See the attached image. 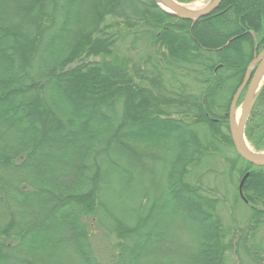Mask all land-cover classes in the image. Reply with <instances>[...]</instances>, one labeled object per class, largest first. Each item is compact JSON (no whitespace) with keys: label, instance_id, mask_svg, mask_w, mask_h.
<instances>
[{"label":"trees","instance_id":"trees-1","mask_svg":"<svg viewBox=\"0 0 264 264\" xmlns=\"http://www.w3.org/2000/svg\"><path fill=\"white\" fill-rule=\"evenodd\" d=\"M263 48L264 0L194 23L155 0H0V264H264V167L228 124ZM244 133L264 151V79Z\"/></svg>","mask_w":264,"mask_h":264},{"label":"water","instance_id":"water-1","mask_svg":"<svg viewBox=\"0 0 264 264\" xmlns=\"http://www.w3.org/2000/svg\"><path fill=\"white\" fill-rule=\"evenodd\" d=\"M155 1L166 12L175 14L179 18L188 20L192 23L216 11L222 2V0H208L207 4L203 8L198 9V7H191L193 2L183 4L177 2L176 0ZM263 79L264 48L259 52V54L255 56V58L248 65L245 77L232 97L228 113L229 133L236 153L246 162L258 167H264V151L256 152L247 145L248 143L245 137L244 129L247 118L253 108L258 92L262 85ZM244 91L245 93L240 104L241 114L238 120L235 121L233 117L234 112L237 107V103ZM247 176L248 173L244 175L243 179L239 184L240 194L242 184Z\"/></svg>","mask_w":264,"mask_h":264},{"label":"rangeland","instance_id":"rangeland-1","mask_svg":"<svg viewBox=\"0 0 264 264\" xmlns=\"http://www.w3.org/2000/svg\"><path fill=\"white\" fill-rule=\"evenodd\" d=\"M199 1L207 2L208 0H197L194 2H199ZM243 96H244V92L242 93L240 99H243ZM240 104L236 107L235 111L241 110ZM248 145L251 149H253L249 143ZM229 152L232 153V150H229ZM211 165L215 167V170L222 169V165L219 162H215L214 164H211ZM236 179H237V175H234L233 181H236ZM207 180L210 183V185L217 186L218 190L221 191V193L223 192V194H226L229 197L232 196L234 189H236V188H233L234 187L233 182L232 181L229 182L228 176L221 175L220 173L217 174L213 172L209 174L207 176ZM236 185H238V182L236 183ZM248 213H249V207L246 204L240 202L238 206L235 207V210H234L231 203L227 201V203L224 205V209L222 208L221 215L223 216L225 220H228L233 215L238 222H243L245 218L247 217ZM260 235L264 237V227L261 229ZM92 242H93L94 247L98 251V254L101 255L102 253L106 251L107 245L105 244L102 238L93 237Z\"/></svg>","mask_w":264,"mask_h":264},{"label":"bare ground","instance_id":"bare-ground-1","mask_svg":"<svg viewBox=\"0 0 264 264\" xmlns=\"http://www.w3.org/2000/svg\"><path fill=\"white\" fill-rule=\"evenodd\" d=\"M207 2H208V1H207ZM207 2H205V1L193 2L192 5H191V7H193V8L198 7V9H201V8H203V7L207 4ZM240 114H241V110H236V111L234 112V116H233V117H234V120H235V121L238 120ZM247 145H248V144H247ZM248 146H249V145H248Z\"/></svg>","mask_w":264,"mask_h":264},{"label":"flooded vegetation","instance_id":"flooded-vegetation-1","mask_svg":"<svg viewBox=\"0 0 264 264\" xmlns=\"http://www.w3.org/2000/svg\"><path fill=\"white\" fill-rule=\"evenodd\" d=\"M244 93H245V91H244Z\"/></svg>","mask_w":264,"mask_h":264}]
</instances>
